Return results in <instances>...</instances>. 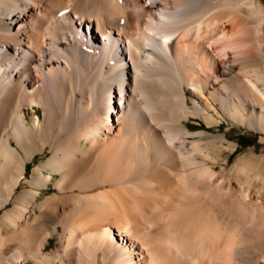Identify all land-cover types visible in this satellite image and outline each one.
<instances>
[{"label": "bare ground", "instance_id": "obj_1", "mask_svg": "<svg viewBox=\"0 0 264 264\" xmlns=\"http://www.w3.org/2000/svg\"><path fill=\"white\" fill-rule=\"evenodd\" d=\"M224 116L264 131V0H0V264H264Z\"/></svg>", "mask_w": 264, "mask_h": 264}, {"label": "rangeland", "instance_id": "obj_2", "mask_svg": "<svg viewBox=\"0 0 264 264\" xmlns=\"http://www.w3.org/2000/svg\"><path fill=\"white\" fill-rule=\"evenodd\" d=\"M113 99L117 100L116 97ZM36 108L39 110V112L41 111L40 106L39 107L36 106ZM25 109H26V112L30 111V108H25ZM188 122H189V125L191 124L190 127L192 126L191 128H193V130L201 129V128H209L213 130L214 132H217L220 134L226 133L230 141L236 145L233 150L225 149L221 154H219L221 155V157L224 156L226 153L228 154V156H230L228 157V162L226 163V166L228 168L232 166L233 164H235L238 161V159H240V157H242L244 154L258 155V154L264 153V131H257L253 128L243 126L237 123L236 121H232V119L230 117L228 118V116L220 117L221 123H218L212 126H207L206 124L203 123V121L200 118H197V117H191L188 120ZM36 155H37L36 161L37 163H39V162L46 161L48 156H50V153L48 149L45 148L43 152L39 151L36 153ZM221 157L219 156V159ZM34 165L35 163L31 162V165L27 168L28 170L26 171V173L29 177H31L32 175V169L34 168ZM218 165L219 164L217 163V167ZM256 172H260L264 175V162L262 163L260 169L258 168ZM257 180H258L257 182L252 183L253 187L252 185L251 187L253 191L264 196V187H263L264 181L261 179H257ZM22 189L23 187L20 186L18 190L20 191ZM49 192H51L50 189H49ZM7 206L10 207L11 203H9V205ZM3 210L4 209L0 208V214L2 213ZM57 245H58L57 239L55 237H51L46 247L48 250H50V249H54L55 247H57ZM56 262L55 264H58Z\"/></svg>", "mask_w": 264, "mask_h": 264}]
</instances>
